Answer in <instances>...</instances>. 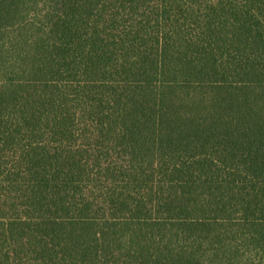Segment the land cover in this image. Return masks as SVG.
I'll list each match as a JSON object with an SVG mask.
<instances>
[{
	"label": "trees",
	"instance_id": "obj_1",
	"mask_svg": "<svg viewBox=\"0 0 264 264\" xmlns=\"http://www.w3.org/2000/svg\"><path fill=\"white\" fill-rule=\"evenodd\" d=\"M0 264H264V0H0Z\"/></svg>",
	"mask_w": 264,
	"mask_h": 264
}]
</instances>
